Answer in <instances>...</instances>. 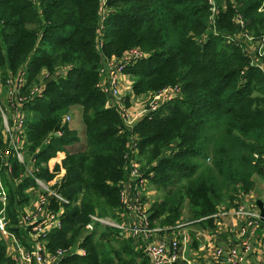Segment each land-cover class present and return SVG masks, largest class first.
<instances>
[{"label": "trees", "instance_id": "16d2710c", "mask_svg": "<svg viewBox=\"0 0 264 264\" xmlns=\"http://www.w3.org/2000/svg\"><path fill=\"white\" fill-rule=\"evenodd\" d=\"M216 8L211 22L208 0H0L3 77L27 72L30 94L33 79L49 74L42 95L26 103L23 145L37 167L33 174L69 200L47 248H69L84 235L87 253L67 254L63 262L150 264L143 241L131 233L99 222L86 232L92 215L122 217L132 137L140 169L156 190L165 189L148 209L149 220L162 226L170 228L185 203L193 223L213 226L220 202L236 206L254 188V175L264 171V75L250 65L253 51L237 36L257 43L264 35V0H216ZM131 50L144 55L123 69L132 93L172 86L180 93L128 127L99 83L102 61ZM72 106L81 108L84 124L85 148L75 151L67 146L80 137L62 118ZM26 172L15 154L0 153L9 228L17 232L20 211L38 190ZM0 249V264H15L3 235Z\"/></svg>", "mask_w": 264, "mask_h": 264}, {"label": "built area", "instance_id": "2783aa9c", "mask_svg": "<svg viewBox=\"0 0 264 264\" xmlns=\"http://www.w3.org/2000/svg\"><path fill=\"white\" fill-rule=\"evenodd\" d=\"M210 6V20L213 22L218 10L216 8V0H208ZM239 26H243V20L238 17ZM244 37V41L254 42L253 38L248 34H239L237 38ZM234 40L233 38H231ZM204 38H201L202 42ZM253 51L250 58V65L259 69L264 74V35L256 42L254 46L250 47ZM249 48V49H250ZM144 55L137 51L131 50L123 57L117 59L114 57L105 58L102 61L100 68L101 81L99 87L108 96L109 99L116 101L119 104L121 98L120 84L122 76L124 75V66ZM49 76L48 73L42 71L39 83L32 87L31 93H27L26 87L28 84L27 72L22 71L16 75H10L4 78L0 74V118L1 128L4 135H9L10 145L7 147L0 145V153L3 157H8L13 153L17 158L26 163L27 174H32L38 185L32 202L20 211V223L22 222L27 233V244H22L16 237H14V246L10 253L15 264H68L62 261V257L67 254L77 253L85 254L83 247L77 245L73 249L58 248L51 251L47 248V235L54 227H60L61 214L64 210L63 205L69 200L52 186L53 182H47L39 176L33 174L37 167H29L25 161L26 152L24 151V141L26 139V111L25 106L32 98L42 95L44 90V80ZM178 86L166 87L158 92L152 94V98L147 109H141L138 115H143L150 111H155L159 108L162 100L176 97L179 95ZM120 106V104H119ZM70 115H66L65 119H69ZM136 117L126 114L124 123L128 127H132L136 121ZM128 147L131 149L128 157V177L121 184L120 203L123 211L132 213L133 217L128 225L120 223L111 217H102L99 215H92L88 227H93L95 222H103L109 225H116L127 229L136 238L143 241L146 253L149 256L150 264H168L173 263L179 259V238L173 231L169 236L160 235L157 237L155 232L157 226H152L149 220V203L151 198H147L146 194L149 190L148 177L144 175L140 169L138 162L139 149L137 141L132 137ZM8 172L12 171V164L9 163ZM0 199L3 206L0 208V238L8 235V224L10 218L7 212V193L3 185L2 177L0 175ZM35 196V197H34ZM61 202L58 208L51 207V199ZM33 199V201H34ZM235 213L241 217V224L239 227L240 238L233 245H219L216 246V256H221L226 252L225 257L228 264H242L245 255L251 248V241L246 237V232L249 227L254 226L259 222L260 213L256 205L252 202L240 198L236 201L234 206ZM161 229V228H160ZM169 229V227H166ZM173 230V229H170ZM1 259V249H0Z\"/></svg>", "mask_w": 264, "mask_h": 264}, {"label": "crops", "instance_id": "0c3cea01", "mask_svg": "<svg viewBox=\"0 0 264 264\" xmlns=\"http://www.w3.org/2000/svg\"><path fill=\"white\" fill-rule=\"evenodd\" d=\"M124 76L126 75L122 76V80L125 79ZM165 100L168 99L162 100L161 103L163 104ZM139 111H135L134 114ZM258 176L254 175L256 185L248 193L243 194L242 198H245L248 202H251L252 198H260L264 206V200L256 189L257 185H259L262 194H264V181ZM255 192L259 195L258 197H256L257 195L255 196ZM154 193L155 191L150 185L146 194L147 198H151L150 202L153 200ZM28 206L29 204L27 203ZM117 212L122 216L117 221L125 225L131 222L132 213L123 211V208H120ZM215 217L213 226H201L196 223L187 226L182 225L179 228L170 226L169 229H166V226H157L155 234L157 237H160V235L169 236L170 232L168 231L173 229L171 231L178 236L180 256L176 264H228L225 257L226 252L221 256H216L215 249L219 245H233L237 242L238 238H240L241 217L235 213L234 204L229 199H224L220 202L219 210L216 212ZM246 237L250 239L252 245L242 264H264V223L258 222L254 226L249 227ZM8 252L11 253L9 246Z\"/></svg>", "mask_w": 264, "mask_h": 264}, {"label": "rangeland", "instance_id": "374dc122", "mask_svg": "<svg viewBox=\"0 0 264 264\" xmlns=\"http://www.w3.org/2000/svg\"><path fill=\"white\" fill-rule=\"evenodd\" d=\"M239 39L241 41H244V37H240ZM245 42H247V41H245ZM241 43H243V42H241ZM247 46H248V48L249 47H253V43L251 41L250 42H247ZM260 72L262 73V71H260ZM0 74L3 76V73H2L1 70H0ZM124 78L125 79L121 80V84H120V93H121L120 98L121 99L118 100L119 101V104H120V111L122 113L123 120H124V117L126 116V114L135 116L136 119H137V118L140 117V115H138V113L137 114L136 113L134 114V112L135 111H138V110H141V109H147L149 107V103H150V100L152 98V94L150 93V94L135 95L134 93H132V81H131L130 77L128 75H126V76H124ZM36 79H33L34 81H32V83L30 84V85L33 84V87L39 83V81L36 80ZM166 101L167 100H165L164 103ZM162 105L163 104L161 103L159 107H161ZM80 110H81L80 107H78V106H72V107L69 108V111L68 112H65L64 116L62 117L64 119L66 115H70V118L69 119H65V121H67L71 127L75 128L77 130L78 135L80 137L79 140H77V141L73 142L71 145H68L67 146V148H69L70 151L71 150L72 151L81 150V149H84L85 148V143H84V139H83V127H84V124H83V121H82V118H81V112H80ZM0 121H1V118H0ZM0 126H1V124H0ZM81 135H82V139H81ZM3 137H4V144H5L3 146H5V147L6 146H9L10 145L9 135L8 134L7 135H4V132H3ZM32 160H33V156L31 155V153H29L27 151L26 152V155H25V161L27 162V165L29 167H32ZM259 176L264 181V171H262V174H259ZM149 185H151L152 189L155 191L154 197L152 199H154V200L156 199L158 201L161 200L162 195L165 192V189H157L156 190L152 186V183H150ZM255 185H256V182H254V186ZM256 189L260 193L261 198L264 200V194H262L259 185H257ZM255 196L258 197L259 195L256 194V192H255ZM33 199L34 198H31V201H30L31 203L32 202H35V199H34V201H33ZM251 202H252L253 205H256L257 206V204H256V198H252ZM150 204H151V202L149 203V206H150ZM186 206H187V204L185 203V205H184V207L182 209V215H181V217L179 219H177L174 224L167 225V226H173L174 228H179V226H182V225L187 226V225L194 224L193 223L194 221L192 222L189 219V217H188V212H187ZM97 215L101 216L98 213H97ZM102 217H111V218L115 219V217H112L111 215H106V216H102ZM151 222H150V224L152 226H162L158 220H156V221L153 220ZM99 223L101 225L106 224V223H103V222H99ZM12 225H14V224L11 223V222H9V224H8V230H7L8 231V233H7L8 235L5 236V240H6L7 245L10 248V252H12L13 248H16L14 246V237H16L22 244H23V242H26V244L28 243L27 242V233H25L24 230H23L24 227H23L22 222L20 223V232H17V231H14V230L10 229L9 226H12ZM107 225H109V224H107ZM111 226H114L115 228L124 231L126 234H129L128 231H127V229H125V228H121V227H118L116 225H111ZM93 227H94V225H93ZM93 227H88L87 226L86 227V232L93 230ZM99 229H100V227H99ZM83 238H84V235H80V238H78V240L75 243V245H73V246L70 245V247L68 249H73L77 245H79V246L83 247L85 249L86 253H87L86 247L84 245H82ZM2 243H3V241H2ZM85 254H82V255H85ZM9 255H10V253H9Z\"/></svg>", "mask_w": 264, "mask_h": 264}, {"label": "water", "instance_id": "95a60500", "mask_svg": "<svg viewBox=\"0 0 264 264\" xmlns=\"http://www.w3.org/2000/svg\"><path fill=\"white\" fill-rule=\"evenodd\" d=\"M256 204L259 208V213H260V218L264 220V206H263V201L260 198L256 199Z\"/></svg>", "mask_w": 264, "mask_h": 264}]
</instances>
